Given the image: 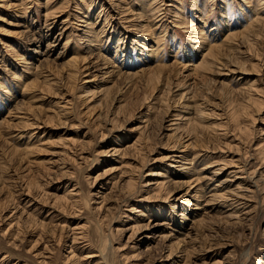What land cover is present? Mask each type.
Instances as JSON below:
<instances>
[{"label":"rangeland","instance_id":"obj_1","mask_svg":"<svg viewBox=\"0 0 264 264\" xmlns=\"http://www.w3.org/2000/svg\"><path fill=\"white\" fill-rule=\"evenodd\" d=\"M153 2L0 0V264H264V0Z\"/></svg>","mask_w":264,"mask_h":264},{"label":"bare ground","instance_id":"obj_2","mask_svg":"<svg viewBox=\"0 0 264 264\" xmlns=\"http://www.w3.org/2000/svg\"><path fill=\"white\" fill-rule=\"evenodd\" d=\"M155 3V0H154V2H153V4ZM151 5V4H150ZM150 5H149V8H150ZM148 10V9H147ZM206 21V20H205ZM94 35V34H93ZM200 37V36H199ZM101 46V45H100ZM145 46H146V44H145ZM144 47V46H143ZM145 48V47H144ZM28 63H29V61H28ZM30 64H31V62H30ZM38 64V63H37ZM158 180V179H157ZM155 184V183H154ZM185 212V211H184ZM51 233V232H50Z\"/></svg>","mask_w":264,"mask_h":264}]
</instances>
